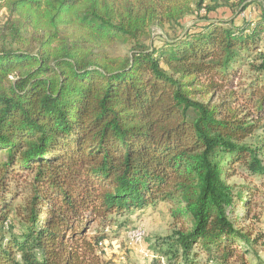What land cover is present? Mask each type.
<instances>
[{
    "label": "trees",
    "instance_id": "trees-1",
    "mask_svg": "<svg viewBox=\"0 0 264 264\" xmlns=\"http://www.w3.org/2000/svg\"><path fill=\"white\" fill-rule=\"evenodd\" d=\"M251 3L0 0V264H110L112 216L162 201L173 235L152 259L251 264L255 190L231 182L264 179V8L247 20ZM118 44L128 53L107 52ZM9 177H26L21 203Z\"/></svg>",
    "mask_w": 264,
    "mask_h": 264
},
{
    "label": "rangeland",
    "instance_id": "rangeland-1",
    "mask_svg": "<svg viewBox=\"0 0 264 264\" xmlns=\"http://www.w3.org/2000/svg\"><path fill=\"white\" fill-rule=\"evenodd\" d=\"M240 0H217L218 3L232 2L238 4ZM252 2L244 11L243 18L256 19L260 15V8H264V0H248ZM214 0H204L205 5L212 4ZM204 10H201V14ZM231 14V10L228 7L219 8L214 12H210L211 17L226 18ZM195 15H189V19L184 22L183 27H187L191 24ZM6 19V10L0 6V25ZM178 27L176 31H179ZM175 31L169 26L165 25L162 28H153L154 42H159V37L163 34L172 35ZM264 42V41H263ZM261 43V50L264 52V43ZM148 44V41H145ZM112 55H125L128 53V46L118 44L107 50ZM257 62V61H256ZM251 74L248 68H244L242 74L247 76ZM245 82V81H243ZM262 133L259 131L249 138L248 141L255 143L260 138ZM5 162L4 153L0 152V171L3 169V163ZM2 174V173H1ZM0 174V176H2ZM25 178L18 179L15 183L13 178L9 179V189L6 192V198H16L15 203H21L22 197L26 191ZM231 182H235L239 186H243L247 189L251 188L255 190V196L253 197L252 209L249 216L243 222V227L250 232L253 236H258V241L253 244L252 253L247 254V259L251 264H264V179L258 177L242 178L239 176L233 177ZM170 205L167 202H157L153 205L147 206L144 209H137L131 213L120 214L112 216V220L106 225L104 232L108 235L104 254L105 258L110 261V264H165V259L158 261V259H152L155 256L160 247H166L169 244V240L172 238L173 223L169 213ZM236 214V211H235ZM240 212L239 215H242ZM138 227L144 231V238L138 244H131L127 238V231ZM98 228V224H92L89 233ZM190 264H207V258L204 254L193 260Z\"/></svg>",
    "mask_w": 264,
    "mask_h": 264
},
{
    "label": "built area",
    "instance_id": "built-area-1",
    "mask_svg": "<svg viewBox=\"0 0 264 264\" xmlns=\"http://www.w3.org/2000/svg\"><path fill=\"white\" fill-rule=\"evenodd\" d=\"M144 237V231L141 228L134 227L127 231V238L131 244L140 243Z\"/></svg>",
    "mask_w": 264,
    "mask_h": 264
}]
</instances>
